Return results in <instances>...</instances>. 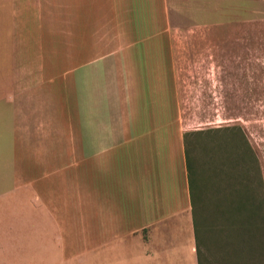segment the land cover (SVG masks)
I'll return each instance as SVG.
<instances>
[{
  "label": "crops",
  "instance_id": "0c3cea01",
  "mask_svg": "<svg viewBox=\"0 0 264 264\" xmlns=\"http://www.w3.org/2000/svg\"><path fill=\"white\" fill-rule=\"evenodd\" d=\"M215 2L0 0V264H197L177 41L214 36L170 29Z\"/></svg>",
  "mask_w": 264,
  "mask_h": 264
},
{
  "label": "rangeland",
  "instance_id": "374dc122",
  "mask_svg": "<svg viewBox=\"0 0 264 264\" xmlns=\"http://www.w3.org/2000/svg\"><path fill=\"white\" fill-rule=\"evenodd\" d=\"M224 2H215L213 25L200 28L176 18L174 28L170 29L214 36L213 40L207 41L190 38L177 41L184 45L182 55L176 57V62L181 64L177 65L182 68L178 74L184 80V128L200 130L237 126L253 155L249 161L245 159L237 133L232 135L229 131H222L194 140L195 175L190 173V184L199 247L206 264L233 263L235 256L228 254L232 238L229 227L232 220L228 211L248 198L256 197L258 202L261 189L264 192V0ZM184 12L189 15L187 9ZM74 18L72 16V21ZM61 31V24H56L55 35L59 37L56 51L62 48ZM80 58L55 57L56 87L61 70L69 68V64H75ZM200 204L207 209L203 208V213L206 211L208 215L204 216L203 223ZM247 208L252 210L248 202L236 217L237 224L242 221L241 213ZM252 212L256 213V210ZM258 227L253 214L248 223L250 238L247 244L250 247L243 245L240 264H259L263 259L257 248L261 243L258 241ZM253 243L256 249H252Z\"/></svg>",
  "mask_w": 264,
  "mask_h": 264
},
{
  "label": "trees",
  "instance_id": "16d2710c",
  "mask_svg": "<svg viewBox=\"0 0 264 264\" xmlns=\"http://www.w3.org/2000/svg\"><path fill=\"white\" fill-rule=\"evenodd\" d=\"M222 131H229L232 135H235L236 133L239 136V146L242 147V152L244 153V157L245 159H247L249 161L250 158H252V151L247 143V141L245 140L242 132L240 131V128L237 126H232V127H217V128H207V129H200V130H191L188 132L184 133V160H185V165H186V169H187V173H188V181H189V189H190V197H191V202H192V213H193V224H194V229L196 231V239H197V243H196V256H197V264H206V260L205 257L203 255V253L200 250L199 247V240H198V230H197V218H196V210H195V204H194V197H193V191H192V187L190 184V173H194L195 175V161H194V157L192 155V145L195 142L194 140L198 141L199 138L197 137H205L208 135H212V133H217V132H222ZM236 134V135H237ZM249 158V159H248ZM257 181V180H256ZM259 182V180L257 181ZM260 186V183H259ZM261 194H260V198L257 199L256 197H252V198H248L246 199V201H241L239 202V198H237V204H235V207H231V210L229 209L228 211V216H230L231 218V223H230V228H231V233H232V238H231V243H229V247H230V251L228 252V254L230 255V257L235 256L234 261L232 264H240V261L242 260V256L244 254V249H243V245H247L248 247H250V244H247L250 238V230L248 231V223L251 220V218L254 216L256 217V219L258 220V224H259V237H258V241L261 243L259 244V247L257 246V248H259L261 254H262V258L260 259V261L258 262L259 264H264V243H262V239H264V192L261 189ZM199 200V199H198ZM248 202V207L251 208L252 210H256V213L252 212V210H244L241 213L242 216V221L239 220V224H237V219L236 217L238 216L239 212H241V209L246 207V203ZM200 203V201H199ZM203 205V203H202ZM201 217H202V213H203V208L205 210H207L205 207L201 206ZM208 216L206 211L205 214L203 213V217H202V223H203V218L205 219V217ZM222 227L224 228V226L222 225ZM204 229V228H203ZM205 231V229H204ZM248 231V232H247ZM230 233V235H231ZM256 249L254 243L252 244V249ZM240 256V257H238Z\"/></svg>",
  "mask_w": 264,
  "mask_h": 264
}]
</instances>
